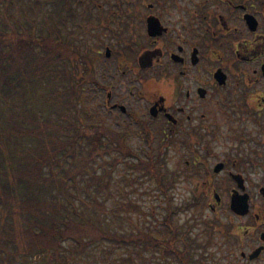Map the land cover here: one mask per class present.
<instances>
[{
    "label": "trees",
    "instance_id": "obj_1",
    "mask_svg": "<svg viewBox=\"0 0 264 264\" xmlns=\"http://www.w3.org/2000/svg\"><path fill=\"white\" fill-rule=\"evenodd\" d=\"M99 1L30 0L19 5L18 0H0V77L4 79L0 110L7 115L0 127V264H19L21 258L29 259L28 264H76L73 249L82 252L106 241L125 250L113 258V264H171L166 261L170 253L182 264H205L213 254L208 243L197 237L198 222L188 224L197 233L191 237L175 219L188 204H173L172 189L180 174L165 165L168 142L162 153L152 151L142 157L128 144L126 134L107 124L85 123L80 114L79 87L94 77L92 56L99 46L89 45L81 35L103 25L93 19ZM38 2L53 6L42 18L28 12L30 8L35 12ZM113 4L118 7L119 0ZM21 10L26 26L24 39L17 44L24 47L25 60L39 76H31L30 83L3 73L8 71L5 59L10 58L13 43L9 34L17 28L15 11ZM68 21L75 28H68ZM39 86L58 93L36 96ZM17 104L20 108L14 109ZM121 160L149 176L163 194L166 205L161 216L152 211L155 221L135 220L132 212L145 210L130 198L108 206L114 170ZM80 176L84 184H79ZM82 192L88 199L79 206L75 200L84 199ZM112 219L119 229L110 227Z\"/></svg>",
    "mask_w": 264,
    "mask_h": 264
},
{
    "label": "flooded vegetation",
    "instance_id": "obj_2",
    "mask_svg": "<svg viewBox=\"0 0 264 264\" xmlns=\"http://www.w3.org/2000/svg\"><path fill=\"white\" fill-rule=\"evenodd\" d=\"M123 3L120 16H114L120 22H111L106 31L112 49L108 57L112 110H121L124 100V93L116 92L117 78L134 73L140 83L130 78L122 91L127 89L145 110L130 113L133 123L152 127L151 122H161L165 128L156 134L165 136L175 150L193 155L203 175L198 189L190 192L196 203L192 206H204L218 218L229 214L228 224L216 229L220 220H215L214 225L225 240L243 245L240 258L232 257L235 264L260 259L264 256V0ZM210 140L217 145L210 144L205 157L192 147L202 141L209 145ZM207 158L215 160L211 164Z\"/></svg>",
    "mask_w": 264,
    "mask_h": 264
},
{
    "label": "rangeland",
    "instance_id": "obj_3",
    "mask_svg": "<svg viewBox=\"0 0 264 264\" xmlns=\"http://www.w3.org/2000/svg\"><path fill=\"white\" fill-rule=\"evenodd\" d=\"M101 1V0H100ZM30 2V0H18L20 4H26ZM0 6H2L0 4ZM53 7L51 4L47 5L42 2H38L35 5L36 11L33 12V9L30 8L28 12L31 15H35L38 18H42V14L48 13V8ZM62 6L60 7V10ZM66 10V9H65ZM45 12V13H44ZM24 13L22 10L15 11L14 22L16 23V30L10 32L9 37L11 36L10 40L13 43H10L11 51H10V58H6L5 60L8 62V71H3V73L9 72L12 73L15 79H29L31 76L34 78H38L39 76L36 72L29 67L30 63L25 60L23 53L25 52L24 47H19L17 42L23 41V33L24 28L26 26V18L23 15ZM98 15V12L95 10V16ZM17 16V17H16ZM57 19V17H56ZM97 21V20H95ZM68 28H75L74 23L68 21ZM59 26H62L58 23ZM78 27V26H77ZM10 29V26L7 28ZM81 29V27H78ZM65 32V28L63 29ZM96 28H92L91 30H85L82 32V37L87 38V41L90 44H99L100 40L107 41L106 31L105 29L97 31ZM17 48H16V46ZM61 48V46L59 45ZM101 48L98 46L96 49L98 50ZM102 52L104 53L105 48H102ZM101 51V50H100ZM57 53L59 55L60 50L57 48ZM98 60L94 62V77L95 79L100 82L101 84H108L110 82L109 73L111 71L109 59L105 60L103 54L98 56ZM63 58V57H61ZM100 59V60H99ZM111 67V66H110ZM5 69V68H4ZM119 76V75H118ZM22 77V78H21ZM130 78H133L134 84H139L138 78L135 76L134 73L129 74L128 76H121L117 78L118 84L116 88V92L123 94L124 93V100L123 103L127 107V109L142 114L145 110V106L143 103L138 101L134 98L129 91L126 89L124 92L122 91L124 86L123 83L125 81H129ZM0 80H4L0 77ZM60 87H63L62 84H59ZM5 87V85H4ZM95 83L88 82L83 84V88L79 91L80 101H81V108L83 111L80 113L83 117L85 123H103L111 126L113 129L118 130L124 134H126V139L128 144L131 148L136 151L140 156L147 157L149 151L157 155L159 151L167 150V147L164 141L157 135L154 138L153 142H148L144 137V131L141 132L138 126L131 123L130 117L126 113H120L118 115V120L116 121V117L112 115L111 112L108 110V105L106 104V92L105 90H96ZM6 88V87H5ZM51 93H58L55 89L51 87H42L39 86L34 91L36 96H45L50 95ZM20 105L17 104L14 106V109H19ZM43 108H47L45 104ZM70 110H74L72 107ZM2 111V110H0ZM30 111L29 109L27 110ZM75 111V110H74ZM2 111L0 112V127L3 125L4 121L7 120V115L4 114ZM43 110H41V113ZM53 115L56 113L52 111ZM152 128L156 131H159L161 128H165L161 122H151L150 123ZM164 138V137H163ZM203 142H195L191 143L194 149L200 152L202 156H206L207 147L209 148L211 145H217V143L212 142L210 140L209 145L206 143L203 145ZM3 144V135L0 129V146ZM219 150V149H218ZM179 151V152H178ZM175 150L172 147H169L167 155H166V167L170 170H177L180 174L179 178L175 182V186L172 189V196H173V204L177 206H181L183 204H188L192 201V195L198 186V178L200 179L203 175L201 166L194 163L193 155L185 153L183 150ZM189 160V161H188ZM215 159L207 158L206 161L209 163H213ZM92 168V166H90ZM100 169H102L100 167ZM85 180L80 176L79 184H84ZM154 181L147 176L146 174H142L139 170H134L133 168L128 167L123 160H121L115 170H114V178L111 184V193L112 196L108 198L107 203L109 207L115 206L117 204L118 199H126L130 198L140 204L142 208L145 210V213L139 212H132L133 217L135 220H145V221H155V218L152 214V211L155 212L157 215L161 216L163 212V207L166 205V201L164 200L163 194L154 186ZM198 189V188H197ZM191 192V193H190ZM200 197H204L203 192L200 193ZM206 196V195H205ZM83 200L76 198V204L79 206H84L86 200L88 199L87 194L82 192ZM205 199V197H204ZM203 199V200H204ZM224 211V210H223ZM176 221L179 222L181 225V229L184 231H189V235L191 237L197 236L198 239L204 243H208V252L213 254V258L209 259L205 264H235L232 257L240 256V247L243 245L232 244L230 241L224 239V234L221 235L220 233L216 232V229L220 228L222 224H228L230 217L227 212H223L222 215L218 218L216 215L205 208L204 206L201 207H191L188 205L187 208L180 210L175 215ZM205 220H211L212 223H216L214 220L218 221L215 229V225L213 228H207L205 226L207 223ZM197 221V225L195 227V231L192 228L188 229V224ZM126 227L129 229L130 225L125 223ZM224 226V225H222ZM111 228H118L119 223L116 219H112L110 223ZM153 233H156L153 230ZM209 241V242H208ZM70 246L69 244H66ZM74 246V245H73ZM72 246V249H73ZM180 248H183V243L178 245ZM85 250L82 252H77L73 249V255L76 257L74 263L76 264H113V258H116L120 254H125V250L123 247L116 245L113 242H101L97 245H90L88 248H84ZM113 250V251H112ZM233 252V254L231 253ZM171 254V253H170ZM166 254V261L170 262L171 264H181V262L174 257L172 254ZM109 256V257H108ZM72 257V256H71ZM240 258V257H239ZM73 259V257H72ZM19 264H28L30 263L29 259L21 258ZM204 264V263H203ZM250 264H264V256L260 259L250 263Z\"/></svg>",
    "mask_w": 264,
    "mask_h": 264
},
{
    "label": "water",
    "instance_id": "obj_4",
    "mask_svg": "<svg viewBox=\"0 0 264 264\" xmlns=\"http://www.w3.org/2000/svg\"><path fill=\"white\" fill-rule=\"evenodd\" d=\"M108 52H109V49H107V53H108ZM258 251H259V249L256 250L253 254H251V257H254L255 255H257Z\"/></svg>",
    "mask_w": 264,
    "mask_h": 264
}]
</instances>
